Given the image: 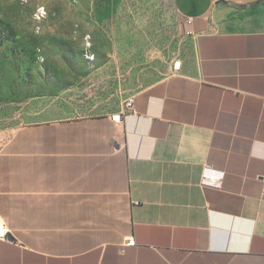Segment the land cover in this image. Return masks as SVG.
<instances>
[{
    "label": "crops",
    "instance_id": "obj_1",
    "mask_svg": "<svg viewBox=\"0 0 264 264\" xmlns=\"http://www.w3.org/2000/svg\"><path fill=\"white\" fill-rule=\"evenodd\" d=\"M180 4L191 68L0 145V264H264V0Z\"/></svg>",
    "mask_w": 264,
    "mask_h": 264
},
{
    "label": "rangeland",
    "instance_id": "obj_2",
    "mask_svg": "<svg viewBox=\"0 0 264 264\" xmlns=\"http://www.w3.org/2000/svg\"><path fill=\"white\" fill-rule=\"evenodd\" d=\"M180 3L0 0V145L37 123L112 118L138 91L191 68Z\"/></svg>",
    "mask_w": 264,
    "mask_h": 264
},
{
    "label": "built area",
    "instance_id": "obj_3",
    "mask_svg": "<svg viewBox=\"0 0 264 264\" xmlns=\"http://www.w3.org/2000/svg\"><path fill=\"white\" fill-rule=\"evenodd\" d=\"M43 8L41 9V13L43 12ZM134 95L129 97L125 102L123 111L127 112L129 110L134 109ZM123 112L113 115L112 120L118 121L121 119V115ZM11 229L5 222H0V239H8L10 236ZM129 243H134V240H129Z\"/></svg>",
    "mask_w": 264,
    "mask_h": 264
}]
</instances>
